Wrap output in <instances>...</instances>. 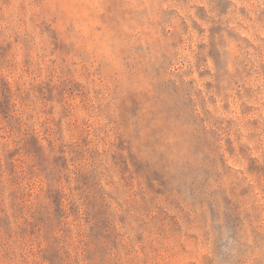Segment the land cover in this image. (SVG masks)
<instances>
[{
	"label": "clouds",
	"instance_id": "1",
	"mask_svg": "<svg viewBox=\"0 0 264 264\" xmlns=\"http://www.w3.org/2000/svg\"><path fill=\"white\" fill-rule=\"evenodd\" d=\"M0 264H264V0H0Z\"/></svg>",
	"mask_w": 264,
	"mask_h": 264
}]
</instances>
